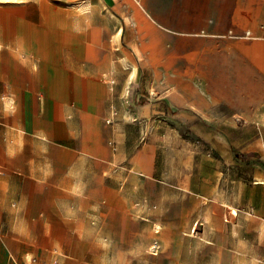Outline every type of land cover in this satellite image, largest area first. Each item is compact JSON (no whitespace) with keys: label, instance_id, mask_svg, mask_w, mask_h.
<instances>
[{"label":"rangeland","instance_id":"1","mask_svg":"<svg viewBox=\"0 0 264 264\" xmlns=\"http://www.w3.org/2000/svg\"><path fill=\"white\" fill-rule=\"evenodd\" d=\"M137 7L0 0V107L36 72L106 97L99 161L0 195V264H264V36L159 33Z\"/></svg>","mask_w":264,"mask_h":264},{"label":"crops","instance_id":"2","mask_svg":"<svg viewBox=\"0 0 264 264\" xmlns=\"http://www.w3.org/2000/svg\"><path fill=\"white\" fill-rule=\"evenodd\" d=\"M133 1L142 18L149 20L145 22L158 27L159 33L231 36L250 31L254 38L264 36V26L259 27L264 17V0ZM102 13L107 16L110 13L117 20L120 16L124 18L114 10ZM31 76V86L17 90L22 105L0 107V177L6 178L0 180L2 199L3 195L32 193L30 186L20 188L21 178L35 179L41 191L49 192V188H55L53 179L68 170L71 162H96L105 152L106 128L102 117L106 97L100 76L48 75L43 85L37 72ZM221 86L223 92L229 90L225 84ZM261 174L256 184H264V172ZM255 200L256 204H263ZM232 214L242 216L235 208Z\"/></svg>","mask_w":264,"mask_h":264},{"label":"built area","instance_id":"3","mask_svg":"<svg viewBox=\"0 0 264 264\" xmlns=\"http://www.w3.org/2000/svg\"><path fill=\"white\" fill-rule=\"evenodd\" d=\"M246 35H248V36H251V33H250V31H246V33H245ZM108 121H110L109 119H108Z\"/></svg>","mask_w":264,"mask_h":264}]
</instances>
